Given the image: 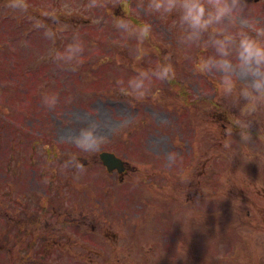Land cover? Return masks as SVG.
<instances>
[{
    "label": "rangeland",
    "instance_id": "374dc122",
    "mask_svg": "<svg viewBox=\"0 0 264 264\" xmlns=\"http://www.w3.org/2000/svg\"><path fill=\"white\" fill-rule=\"evenodd\" d=\"M152 3L0 0V264H264V96L254 93L237 56L240 34L264 29V0H241L233 18L192 38L178 11L155 10ZM144 24L151 26L147 35ZM228 34L233 40L224 52L218 41ZM73 44L79 47L70 51ZM199 46L205 61L196 65L214 63L192 71V48ZM226 55L230 73L219 67ZM163 62L198 108L182 105L178 81L153 74ZM143 71L150 77L137 94L130 81ZM230 78L243 80L230 84ZM210 99L216 106L203 103ZM4 115L13 126L4 127ZM92 122L99 125L97 140L85 149L77 134ZM14 146L21 155L36 148L34 163L5 173ZM194 148V171L176 177V166L191 150L193 158ZM101 149L128 161L123 178L105 173ZM63 173L73 174L70 183L56 181ZM4 182L13 186L7 197ZM165 192L180 202L176 218L177 204ZM102 195L110 205H102ZM17 198L28 211L33 204L52 208L50 220L80 230L62 234L25 220L34 229L30 236L53 239L57 251L12 255L15 245L6 238L19 217ZM161 224L173 234L176 225L178 240L167 229L161 234ZM87 236L105 244L100 256L98 246H84Z\"/></svg>",
    "mask_w": 264,
    "mask_h": 264
},
{
    "label": "clouds",
    "instance_id": "9594fccd",
    "mask_svg": "<svg viewBox=\"0 0 264 264\" xmlns=\"http://www.w3.org/2000/svg\"><path fill=\"white\" fill-rule=\"evenodd\" d=\"M241 0H153L152 7L155 10L165 12L178 11L180 21L191 29L190 38L199 36L203 31L225 18H233L240 10ZM124 23V21H121ZM151 26L144 24L140 31L147 35ZM232 35H225L218 41L221 51L227 52ZM78 45H69L70 51L77 50ZM238 67L252 79V89L256 95L264 96V29H256V35L241 33L237 46ZM214 60L209 58L205 68L213 66ZM219 67L226 73L234 71L231 59L226 55L219 62ZM153 74L160 79H170L174 75V68L171 64H161L152 70ZM148 71L141 72L140 76L131 80V88L142 94L146 78H149ZM99 125L96 122L81 127L77 134L76 142L82 148H90L97 140Z\"/></svg>",
    "mask_w": 264,
    "mask_h": 264
},
{
    "label": "water",
    "instance_id": "95a60500",
    "mask_svg": "<svg viewBox=\"0 0 264 264\" xmlns=\"http://www.w3.org/2000/svg\"><path fill=\"white\" fill-rule=\"evenodd\" d=\"M101 157L103 158L104 162L108 165V168H111V164L112 163H119V160L117 158H115L112 154L108 153H102Z\"/></svg>",
    "mask_w": 264,
    "mask_h": 264
}]
</instances>
